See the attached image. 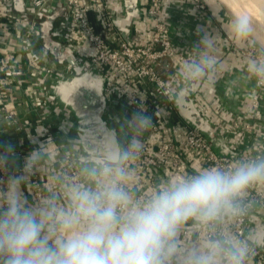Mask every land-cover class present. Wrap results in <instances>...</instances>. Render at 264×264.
Masks as SVG:
<instances>
[{
  "label": "built area",
  "instance_id": "built-area-1",
  "mask_svg": "<svg viewBox=\"0 0 264 264\" xmlns=\"http://www.w3.org/2000/svg\"><path fill=\"white\" fill-rule=\"evenodd\" d=\"M189 1L197 12L207 11L215 4L224 13L216 0ZM164 3L165 0H141L139 4L136 0V12L126 40L116 25L126 16L124 0L122 5L117 0H24L23 17L13 12L12 0H0L1 118L19 129L21 114L18 106L23 100L34 119L33 123H26L32 128L31 146H23V141L19 139L16 165H10L7 153L0 152L3 157L0 159L1 211L8 205L4 194L12 178L23 183L24 189L19 191L28 192L39 208L46 206L48 199L52 204L58 202L65 208L68 205L70 209L71 201L66 195L68 187L95 186V181L89 179L85 172L86 166L75 161L67 151L68 136L61 135L65 133L68 111L53 100L49 91L53 79L72 73L67 62L59 63L42 44L41 23L46 20L45 15L51 5L67 7L69 17L58 24L53 23L50 35L73 54L84 71L93 72L102 78L106 97L103 115L123 133L122 149H127L134 139L142 145L123 164L125 176L122 185L132 194L134 201L146 202L160 189L155 177L157 169L166 173L169 181L195 174L183 166V148L206 167L230 169L242 162L232 155L217 151L211 140L192 127L187 128L182 144H177L161 124L160 119H167L162 114L166 104L174 109L175 89L185 83L194 89V84L184 72H175L170 78L161 77L156 70V63L166 58L184 65L200 60V55L187 51L173 39ZM132 24L137 29L130 37ZM142 32L145 40L140 38ZM240 53L250 59L264 57V52L251 41L245 42ZM44 59L47 60L46 64L42 63ZM202 81L206 82L203 78ZM256 84L258 89H264V79L256 76ZM149 89L150 95L147 93ZM248 96L250 109L246 113L247 118L233 119L230 126L244 138L247 136L252 139L251 146L256 148L252 160L264 158V153L258 148L260 138H264V120L260 110V92L252 91ZM120 105L134 113L143 112L150 116L152 127L139 137L133 136L127 131L129 126H126L122 115L115 109V106ZM217 127V131H212L214 139L231 147L235 141L227 133L224 135L221 126ZM39 151L47 155L41 164L37 156ZM34 154L36 159L29 166L28 160ZM132 175L138 176L145 188L139 187L130 193L131 187L126 180ZM50 183L55 189L46 193L47 184ZM237 199L238 210L231 214V223L217 220L208 223L198 221L195 224L182 222L177 225L174 237L191 241H242L248 248L245 264H264V251L251 240L248 232L250 216L256 206L264 219V186H250ZM0 263L4 264V258L0 257Z\"/></svg>",
  "mask_w": 264,
  "mask_h": 264
},
{
  "label": "clouds",
  "instance_id": "clouds-1",
  "mask_svg": "<svg viewBox=\"0 0 264 264\" xmlns=\"http://www.w3.org/2000/svg\"><path fill=\"white\" fill-rule=\"evenodd\" d=\"M230 35L237 43L251 41L264 52L256 33L264 24V0H230ZM207 45L206 39L201 41ZM214 63L202 56L185 64L188 75L199 78ZM249 70L264 79V57L251 58ZM139 129L152 127L143 112L132 115ZM109 162L85 169L94 187L72 185L66 195L70 209L57 213L51 201L35 209L27 205L13 180L6 209L0 211V257L4 264H165L176 227L189 219L208 223L235 214L237 198L256 183H264V158L242 161L230 169L211 167L181 177L155 191L146 202L134 201L122 185L123 168L141 148L133 140L127 149L115 141ZM0 152L13 153L10 144ZM3 157L0 156V159ZM34 154L28 160L31 166ZM247 245L242 241L208 240L190 255L191 264H245Z\"/></svg>",
  "mask_w": 264,
  "mask_h": 264
},
{
  "label": "crops",
  "instance_id": "crops-1",
  "mask_svg": "<svg viewBox=\"0 0 264 264\" xmlns=\"http://www.w3.org/2000/svg\"><path fill=\"white\" fill-rule=\"evenodd\" d=\"M117 1L122 5V0ZM140 1L141 0H138L139 4ZM49 8L50 11L46 13L45 19L52 16V24H58L61 20H66L69 17L68 8L65 6L51 5ZM164 8L173 39L187 51L195 55H200V59L205 55L211 56L214 59V63L207 66L206 72L199 78L190 77L185 69V65L174 59L166 58L159 60L156 63L157 72L163 78H170L175 72H184V74L193 81L194 89H192L187 83L180 84L179 87L175 89L174 94L187 92L188 97L194 101L195 106L198 108L201 115L210 123L212 131H217V126H221L224 135L227 133V135L235 141L231 147L224 145L230 151L227 154L232 155L240 161L250 160L256 151V148L254 149L251 146L252 139H248L247 136L244 138L230 126V122L233 119L241 120L247 118L246 113L250 109L248 94L252 91L260 92V110L262 119L264 120V89H258L256 76L248 68L250 58L240 53V48L245 47V42L237 43L232 38L230 35L229 18L223 12H220L215 4L207 11L200 13L191 7L189 0H165ZM12 10L20 16L23 15V13L21 15V13L19 14L14 11L13 7ZM1 21L2 18L0 17V22ZM136 29L135 24H132L129 33L130 37L133 36ZM143 37L144 34L142 32L140 38L145 40ZM204 39L208 41L207 45L201 43ZM45 62H47L46 59L42 61L43 64H46ZM202 78L206 80V82H203ZM147 93L150 95V89ZM171 102H173V99ZM166 106L167 107H165L162 114L166 116L167 119H160L162 121L161 124L164 126V129L172 135V139L175 143L182 144L187 128L190 126L182 121L177 111H175V104L174 109L171 108L169 104H166ZM119 107L123 106H115V109L122 115L123 120L129 121L128 126L132 129L131 134L135 137H139L145 130L139 129L133 124L131 125L129 117L124 116ZM18 110L21 114L19 129H16V126H13L10 123H5L0 114V145L10 144L14 149L13 153H7V161L10 165H16L18 162L16 150L18 149V146H20L19 139L23 141V146H31L30 138L32 128L27 124L34 122L33 116L29 112L27 103L23 100L19 102ZM66 130H68L67 125L65 127V131ZM262 132L264 134V125ZM255 139L258 140V138ZM260 140L258 148L264 153V138L262 139L261 137ZM37 156L40 164L44 161V158H47L46 153L42 151H39ZM181 157L184 164L183 166L192 173H198L199 171L211 168L200 164L187 149L183 148L181 151ZM56 165L57 163L55 162V166ZM133 175L126 180L131 187L130 193H134L139 187L145 188L144 182L138 176ZM155 177L160 184V189L173 181H169V178H166L168 177L167 174L158 169L155 170ZM13 180L16 179L12 178L7 183V189L4 194L7 201L10 194V185ZM22 185L23 183L19 181V190L21 191L24 189ZM252 186L262 187L264 186V183H256ZM53 188L54 187L51 183L47 184L46 193L52 191ZM20 195L25 199L28 206L39 209L38 205L28 192H20ZM48 202L49 200L47 199V203ZM237 203L238 199L236 201V204ZM53 205L56 211L60 209L69 210L68 205L66 208L58 202ZM255 208L256 209L252 211L250 216L248 232L251 240L264 251V245H260L259 239L256 238V235H264V219L262 218L259 207L256 206ZM216 220L221 223L229 224L232 221V216L223 215ZM185 222L186 224H195L198 220L189 219ZM207 241L208 240L191 241L180 239L175 236L170 241L171 253L166 257L165 264H191V253L194 250L198 251L202 249Z\"/></svg>",
  "mask_w": 264,
  "mask_h": 264
},
{
  "label": "water",
  "instance_id": "water-1",
  "mask_svg": "<svg viewBox=\"0 0 264 264\" xmlns=\"http://www.w3.org/2000/svg\"><path fill=\"white\" fill-rule=\"evenodd\" d=\"M216 1L230 20L228 13L230 10L236 11L235 4L230 0ZM241 2L247 6L250 0H241ZM124 6L126 16L116 25L124 39L127 40L129 25L136 12V0H124ZM12 7L14 11L23 13L24 0H12ZM52 20L53 17L50 16L41 23L42 44L59 63L67 62L72 71L68 76L53 79L49 87L53 100L68 111V130L61 137L67 134L66 148L75 161L84 164L86 169L98 168L109 162L114 141L122 149L123 133L103 115L106 108V97L102 78L93 72L84 71L73 54L51 37ZM256 39L264 43V24L256 33ZM255 45L259 47L258 44ZM119 108L124 116L129 117L132 125L131 117L134 112L126 107ZM175 111L182 121L211 140L217 151L220 149L222 153L230 152L221 142L214 139L210 123L201 115L187 92H179L175 95ZM256 238L259 239L260 245H264V235H256Z\"/></svg>",
  "mask_w": 264,
  "mask_h": 264
},
{
  "label": "rangeland",
  "instance_id": "rangeland-1",
  "mask_svg": "<svg viewBox=\"0 0 264 264\" xmlns=\"http://www.w3.org/2000/svg\"><path fill=\"white\" fill-rule=\"evenodd\" d=\"M125 121V120H124ZM127 122H128V124H127ZM125 123H126V126H128L129 125V121H125ZM130 130H132V129H130V126H129V129L127 130L129 133H131V131Z\"/></svg>",
  "mask_w": 264,
  "mask_h": 264
}]
</instances>
